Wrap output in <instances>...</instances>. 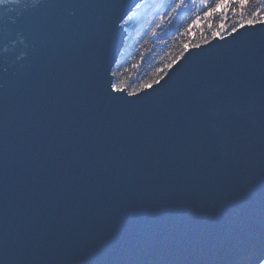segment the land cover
Masks as SVG:
<instances>
[{
	"label": "water",
	"instance_id": "obj_1",
	"mask_svg": "<svg viewBox=\"0 0 264 264\" xmlns=\"http://www.w3.org/2000/svg\"><path fill=\"white\" fill-rule=\"evenodd\" d=\"M143 1L0 3V264H247L264 248V24L114 91Z\"/></svg>",
	"mask_w": 264,
	"mask_h": 264
},
{
	"label": "trees",
	"instance_id": "obj_2",
	"mask_svg": "<svg viewBox=\"0 0 264 264\" xmlns=\"http://www.w3.org/2000/svg\"><path fill=\"white\" fill-rule=\"evenodd\" d=\"M177 3L144 0L123 22L129 35L112 71L117 88L138 92L142 85L158 81L167 71L166 65H172L187 48L223 36L249 21L264 20V0H250L243 7L239 0H233L210 17L204 12L217 0H206L203 6L201 0L194 4L185 0L188 6L179 8Z\"/></svg>",
	"mask_w": 264,
	"mask_h": 264
},
{
	"label": "snow or ice",
	"instance_id": "obj_3",
	"mask_svg": "<svg viewBox=\"0 0 264 264\" xmlns=\"http://www.w3.org/2000/svg\"><path fill=\"white\" fill-rule=\"evenodd\" d=\"M196 0H192L194 4ZM233 2V0H217V3L213 7H209L206 12H204L205 17H210L218 12V10L225 9L229 3ZM250 0H239L240 5L243 7L247 5ZM0 3H4V0H0ZM206 3V0H201V5L203 6ZM188 5L185 3V0H178L176 5L177 8L179 7H187ZM199 20V17L197 18ZM115 23V22H114ZM195 23V22H194ZM254 21H249V24H254ZM261 24H264V20L260 21ZM191 27V26H190ZM235 31V29H233ZM187 48L188 45H185ZM135 67V66H134ZM166 67L171 68V65H166ZM151 84H144L142 88H150ZM113 90H117V86L113 85ZM247 264H264V248L260 249H252L247 254Z\"/></svg>",
	"mask_w": 264,
	"mask_h": 264
}]
</instances>
